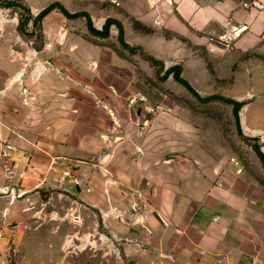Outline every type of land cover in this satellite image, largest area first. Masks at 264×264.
Masks as SVG:
<instances>
[{
	"label": "rangeland",
	"instance_id": "1",
	"mask_svg": "<svg viewBox=\"0 0 264 264\" xmlns=\"http://www.w3.org/2000/svg\"><path fill=\"white\" fill-rule=\"evenodd\" d=\"M11 1H16L19 5L10 8L0 5V66L3 68L0 72V87L3 89L1 95L7 103L3 110L6 116L4 120L7 119L11 126H15V113H21L25 122L29 119L42 122L38 128H32V136L28 134L24 139H17L13 133L4 139L0 138V212L4 213L11 208L14 201L18 209L16 216L0 217V262L5 260L7 264H136L141 253L145 255L144 248L148 255L154 254L151 253L155 251L153 244H144L143 234H139L137 227H143L146 222H137V218L130 215V207L136 202L132 198L138 194L143 195L142 199L148 206L147 210L140 211L141 215L150 210L151 201L142 189L143 184L140 187L137 185L135 189L126 188L124 184H114L120 187L116 195L118 198L109 200L108 180L113 175L109 172L110 167L115 164L117 170L124 175L139 161L138 157H141L152 164L150 165L153 175L158 173L155 165L167 162L166 158L176 156L175 154L183 159L187 157L183 153L166 150L157 152L153 146L144 156L138 153L131 155L128 148L123 147L117 151L116 160H109L108 153H113L114 148L113 142L110 143V137L107 136V121L112 117L111 110L117 106V98L124 101L126 111L130 110L129 102H135L137 94L145 95L146 103H137L135 106V109H145V117L159 111L173 113L175 119L162 121L166 133L172 134L181 128L190 129V139L204 144L206 149L209 148L207 153L212 158V166L226 163V167L221 168L226 172L229 170L228 166L236 169L232 163V160L236 159L240 164V167H237L238 172H242L241 175L264 185V164L256 151V147H259L264 154V132H245L247 126H258L264 131V71L257 68H254V73L251 70L245 71L246 62H250L253 57L251 52L243 53L244 61L239 65V68L243 69L239 70L235 82L233 78L236 74L232 79H215L214 82L210 75L208 76L207 68L205 71L195 67L193 73L188 71L194 83L200 81L209 85L208 88H201V91L193 88L197 93L195 95L177 82L173 74H167L170 69L178 67V63L158 60L141 46L139 37H154L155 31L152 29L131 22L128 39L125 37L126 42L124 41L123 45L119 40L116 25H111L110 37L101 38L89 31L86 18L69 19L58 8L38 25L33 23L38 14L53 4H60L71 14H75L84 12L85 7L95 11L103 10L106 6L102 5L101 1ZM108 19L101 26L95 24L97 19L93 20L94 27L102 31ZM25 20L28 22L21 31V24ZM165 35L168 39L172 38L168 33ZM233 37L223 40L222 43L228 48L231 47ZM170 46L171 50L175 48L173 42ZM75 47L100 51V64H83L84 72L92 66L90 71L96 73V78H93L96 79L94 87H87L85 83L81 88L65 86L43 95L38 102L32 101L35 89L40 91V88H37L40 79H34L27 84L28 77L34 71L30 63L38 56L40 60H44L41 53L45 48L52 50L53 54L46 57V60L55 57L65 63L68 55L65 58L63 55L57 56L56 53ZM113 53L124 61V69L123 66L114 67L108 64V59ZM233 56L234 54L227 55L226 61H230L229 58ZM256 60L264 64V56L256 57ZM213 64L208 63V68L211 69V75L216 77ZM67 66L72 70L70 72L65 69L68 73L65 80L69 82L71 77H74L70 73L74 74L75 70L79 69L70 63ZM118 73L125 76L121 78ZM84 76L92 82L89 72ZM82 94L96 96L98 101L92 106L97 109L101 129L96 137L101 144L97 149L99 153L94 155L96 158H86L80 162L74 158L66 163L52 159L54 165L62 168L54 169L47 164L46 158L50 156L42 147L35 146V136H43L44 130H48L47 121L52 118V112L60 111V105H56L58 97L66 99ZM226 100L244 103L239 112V125L233 105ZM70 104L72 106V103ZM88 106L84 107V112L89 111ZM178 118L180 120H176ZM173 123H180L181 127L176 125V128ZM29 140L33 142L29 144ZM150 143L154 144L155 139ZM9 145L13 148L12 152L4 156L2 150ZM190 155H201V152ZM20 160H24V166L19 164ZM175 183L178 188L185 184L178 183L177 180ZM147 186L151 185L148 183ZM125 190L129 191V195L125 194ZM129 198L132 199L130 206V202H127ZM92 199L99 203L96 204ZM142 199L136 200L141 203ZM112 211H115L116 215L112 214ZM134 225L136 227H132ZM124 226L134 228L133 235L125 231Z\"/></svg>",
	"mask_w": 264,
	"mask_h": 264
},
{
	"label": "crops",
	"instance_id": "2",
	"mask_svg": "<svg viewBox=\"0 0 264 264\" xmlns=\"http://www.w3.org/2000/svg\"><path fill=\"white\" fill-rule=\"evenodd\" d=\"M101 4L106 8L99 11L87 7L84 9V12L90 14L92 21L98 20L95 22L97 26H101L108 18L117 21L123 27L124 41L125 37L128 39L131 22L154 30V37H139L141 46L158 60L178 63L183 79L199 91L209 85L191 80L193 78L188 71L193 73L195 67L205 71L207 68L208 76L213 81L232 79L236 74L233 78L235 82L239 70L243 69L239 68L241 61H244L243 53L251 52L253 57L250 62H246L245 71L251 70L254 73V68L264 71V64L256 60V57L264 56V0H121L119 7L103 2ZM116 27L118 28L117 25ZM167 33L171 35V39L167 38ZM232 37V45L228 48L222 41ZM172 42L175 47L173 50L170 46ZM90 49L75 47L58 51L57 56L63 55L66 58L68 55L69 58L64 63L55 57L46 60V57L53 54L52 50L45 48L41 53L44 60H40L38 56L30 63L34 71L28 77L27 84L40 79L37 85L40 91L35 89L32 101L38 102L43 95L65 86L81 88L86 84L93 88L96 73L90 71L92 66L84 72L83 64H100V51ZM230 54H234L235 59L233 56L229 58L230 61H226V56ZM79 55L82 57H78ZM96 55L99 57L95 58ZM69 63L79 70H75L74 74L70 73L74 77L66 82L68 73L65 69L72 71L67 66ZM208 63H214L216 77L211 75ZM108 64L123 66L124 69V61L115 53L110 55ZM1 71L3 68L0 66ZM88 72L92 82L84 76ZM117 75L121 78L125 76L120 73ZM248 76L251 77L249 74ZM0 92V138L4 139L13 133L17 139H24L28 134L32 136V128H38L42 121L29 119L25 122L21 113H15V126H11L7 119L4 120L6 116L3 110L7 103L1 95V87ZM66 99L61 96L56 99L60 111L52 112V118L49 121L46 119L48 130H44L43 136H35L34 141L37 148L42 147L50 156L46 158L47 164L54 169L62 168L54 165L52 159L66 163L72 158L79 162L86 158H96L94 155L99 153L97 149L101 146L99 138H96L101 131L99 117L97 109L92 106L98 102L96 96L82 94ZM116 101L117 106L111 110L112 117H107V136L114 148L113 153H108L109 160H116L117 151L123 147L128 148L131 155L138 153L144 156L153 146L157 152L166 150L183 153L187 157L183 159L175 154L176 156L166 158V165H155L158 173L153 175L152 164L138 156L136 159L139 158V161L124 175L117 170L115 164L109 166V172L113 174V178L108 180L109 200L118 198L116 195L120 187L114 184H124L131 189L143 184L142 189L151 201L150 210L145 215H141L142 211L134 213L130 207V215L136 217L137 222H146L143 227L137 226L139 234H143L142 241L144 244H153L155 250L151 252L153 255H148L144 248L146 253H141L136 264H264V185L241 175L242 172H238L240 164H237L236 159L232 160L236 169L228 166L229 170L226 172L221 170L226 167V163L212 166V158L207 153L209 148L190 139V129L181 128L176 129L175 133H166L162 121L175 119L170 111L154 112L145 117V109H135L137 102H129L130 110L124 111V101L120 98ZM141 104L138 106L141 107ZM86 106L89 111L84 112ZM172 125L181 127L180 123ZM261 130L258 126L245 127V132L253 134L264 132ZM154 139L155 143L151 144ZM31 142L33 141L29 140V144ZM196 152H201V155H190ZM20 161L19 164L24 166V160ZM176 180L178 183L184 182L183 187L178 188ZM28 181L29 178L26 182ZM148 183L151 186H147ZM125 194L129 195V191L125 190ZM132 199L137 201L138 198L135 196ZM132 199L127 201L130 202L129 206ZM94 202L97 204L98 201ZM12 204L4 213L0 212V217L18 214L15 201ZM112 214L116 215L115 211ZM132 227L124 226V229L132 234Z\"/></svg>",
	"mask_w": 264,
	"mask_h": 264
},
{
	"label": "trees",
	"instance_id": "3",
	"mask_svg": "<svg viewBox=\"0 0 264 264\" xmlns=\"http://www.w3.org/2000/svg\"><path fill=\"white\" fill-rule=\"evenodd\" d=\"M0 5L1 6H5L7 8H10V7H13V6H16V5H19V3H17L16 1H11V0H4V1H1L0 0ZM21 6V5H20ZM27 8V7H26ZM56 8H58L61 13L63 15H65L67 18L69 19H75V18H79V17H84L86 18V21H87V27L89 29V31L95 35V36H98V37H101V38H107L109 36V33H110V28H111V25L112 24H116L118 26V29H119V40L120 42L125 45V42H124V31H123V27L120 23H118L117 21L115 20H112V19H108L107 22L105 23L104 25V28L102 31H98L97 29H95L94 27V24H93V21H92V18L90 16V14H88L87 12H80V13H75V14H71L69 11H67L63 6H61L60 4H53L51 5L50 7L46 8L45 10H43L40 14H38L34 20H33V23L35 25H38L39 23H41L43 21V19L49 14L51 13L53 10H55ZM26 10L29 11V9L27 8ZM28 22V20H25L23 21V23L21 24V31H22V27L24 25H26ZM181 73H182V69L181 67H174L172 69H170L168 71L167 74H173L175 80L177 82H179L181 85H183L184 87H186L189 91H191V93H194L195 95L197 94L194 89L191 87V85L185 80L182 78L181 76ZM227 101V100H226ZM228 103L232 104L233 105V108H234V115H235V118L237 120V123L239 125V121H240V118H239V112L241 110V108L244 106V103H241V102H237V101H233V100H228L227 101ZM240 128V127H239ZM256 151L258 153V155L260 156L263 164H264V154L260 151V148L259 147H256Z\"/></svg>",
	"mask_w": 264,
	"mask_h": 264
},
{
	"label": "built area",
	"instance_id": "4",
	"mask_svg": "<svg viewBox=\"0 0 264 264\" xmlns=\"http://www.w3.org/2000/svg\"><path fill=\"white\" fill-rule=\"evenodd\" d=\"M99 1H101V2H103L105 4H110V5H114V6H117V7L121 6V0H99ZM134 101L137 102V103H146L147 97L145 95H142V94H137L135 96ZM12 149L13 148L10 145L6 146V148H4L2 150V154L4 156H8V154H10L12 152ZM142 196H143L142 194H138L137 197L142 199ZM142 200L143 201L141 203L136 201V202H134L132 204V208L131 209H132V211L134 213H138V212H140L142 210H147V208H148L147 203H146V201H144V199H142ZM0 264H7V262L5 260H3V261L0 262Z\"/></svg>",
	"mask_w": 264,
	"mask_h": 264
}]
</instances>
